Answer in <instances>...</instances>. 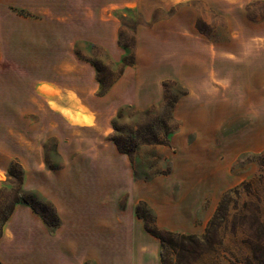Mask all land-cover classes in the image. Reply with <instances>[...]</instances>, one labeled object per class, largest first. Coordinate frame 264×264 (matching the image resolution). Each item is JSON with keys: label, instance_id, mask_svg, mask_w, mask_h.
Returning a JSON list of instances; mask_svg holds the SVG:
<instances>
[{"label": "rangeland", "instance_id": "374dc122", "mask_svg": "<svg viewBox=\"0 0 264 264\" xmlns=\"http://www.w3.org/2000/svg\"><path fill=\"white\" fill-rule=\"evenodd\" d=\"M72 1L77 34L91 21L93 32L107 36L87 48L79 43L71 59L24 53L25 69L16 68L22 80L0 79V131L13 130L11 151H0V164L12 179L0 183V230L26 196H34L35 210L54 220V210L42 205L48 202L23 189L24 166L70 168L64 177L75 173L81 179L83 163L96 161L95 147L107 141L132 161L136 178L164 177L154 207L132 200L134 217L126 216V225L139 231L110 234L118 243L109 251L110 264H162V252L170 264H264V70L254 57L264 53V0H216L214 6L204 0ZM74 60L83 66L74 80L88 84L90 74L93 98L106 94L134 63L118 95L153 104L108 110L109 103L94 102L96 125L78 93L56 87ZM64 98L69 109L59 105ZM55 112L76 125L75 137ZM53 126L57 136L49 137ZM91 193L92 208L99 209L100 195ZM126 200L120 210L127 209ZM148 226L192 239L166 235L177 247L164 250Z\"/></svg>", "mask_w": 264, "mask_h": 264}, {"label": "crops", "instance_id": "0c3cea01", "mask_svg": "<svg viewBox=\"0 0 264 264\" xmlns=\"http://www.w3.org/2000/svg\"><path fill=\"white\" fill-rule=\"evenodd\" d=\"M174 1L180 3L185 0ZM204 1L212 6L218 2ZM75 6L76 3L72 0H0V79L12 80L15 77L22 80L16 68L21 71L25 69L22 66L24 53H41L42 57L44 53H56L58 57L67 56L71 59L74 53H78L79 43L87 48L88 43L97 42L107 36L102 31L93 32L91 21L84 23L85 31L78 35L73 16ZM62 10H66V19L62 18ZM13 53L18 54L13 56ZM254 57L260 59V68L264 70V53H255ZM140 60L141 57L137 54L136 65ZM132 65L122 72V76L106 94L97 98H93L95 87L91 83L90 74L88 84L78 85L74 80L83 67L76 60L70 61L69 69L63 68L60 73L61 82H58L56 87L59 90L78 93L82 106L92 114V122L97 125L99 115L94 110V102L109 103L108 110H116L125 105L147 109L153 104L150 99L144 105H138L134 95H118L120 85L135 67L134 63ZM148 96L153 95L148 92ZM59 105L64 109L70 108L67 98ZM261 108L264 125V104ZM53 116L58 117L59 122L72 126L73 136H76L74 123L61 113L55 112ZM50 130L49 137L57 136L53 131L54 126ZM102 131L107 133L106 129ZM12 137L11 128L0 131L1 152L11 151L9 141ZM84 152L92 154L93 147H85ZM94 153L98 159L83 163L84 178L81 179H78L75 173L68 178L64 177L68 169L71 173L70 168L49 171L41 164L24 166L23 189L52 204L59 217V224L52 226L29 204L17 203L1 226L0 264H110L109 251L118 247V243L110 239V234L131 230L132 227L128 228L126 225L125 217L133 216V199H136L137 203L148 202L154 207L152 197L164 177L159 176L148 181L136 178L132 161L116 151L107 141H102L96 146ZM11 180L7 168L0 164V183ZM93 190L100 195L96 198L100 202L99 209L92 208ZM124 199H127V209L120 210ZM110 201L115 203L112 207L109 205ZM109 208L113 211L110 212ZM110 221H114L116 225H110ZM131 231L138 232L139 229L133 228ZM140 239L137 236L136 240L132 241L133 247L140 245ZM116 264H124L123 259H117Z\"/></svg>", "mask_w": 264, "mask_h": 264}, {"label": "trees", "instance_id": "16d2710c", "mask_svg": "<svg viewBox=\"0 0 264 264\" xmlns=\"http://www.w3.org/2000/svg\"><path fill=\"white\" fill-rule=\"evenodd\" d=\"M95 66H96V68H98V66H99L98 63H95ZM10 175L11 176H16L13 171H10ZM19 180L21 181V183L23 182V176L22 175H20ZM25 201L27 202V204H29L35 210L34 204L38 200L34 196H26ZM42 205H43V207L45 209L51 207L54 210V216H53L54 220L53 221H49L44 213H39V212L38 213L43 216V218L46 220V222L48 224H50L52 226H57L59 224V217H58L55 209L50 204H48V203H43ZM137 215L139 217L145 218V215H142L141 213H139V208L137 210ZM146 228H147V230H148L149 233H151L153 236H155L156 238H158L160 240L161 245H162V248L164 250L167 247H169V246L172 247V245H174L175 247H177L176 243H174V244L171 245L170 239H168L166 237V235H168V236H174V237H176V239H179V238L180 239H192L191 236L180 235V234H176V233H173V232H170V231H161L157 226H154V227H149L148 226ZM160 257H161L162 264H170V262H168V260H167V258L165 256L164 252H162V254H161Z\"/></svg>", "mask_w": 264, "mask_h": 264}]
</instances>
